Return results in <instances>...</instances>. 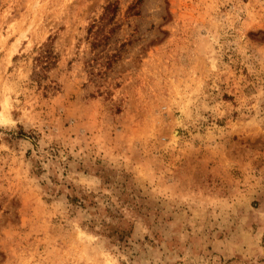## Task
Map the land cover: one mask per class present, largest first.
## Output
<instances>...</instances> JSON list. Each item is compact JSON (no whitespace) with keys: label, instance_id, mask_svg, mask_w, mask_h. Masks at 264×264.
I'll use <instances>...</instances> for the list:
<instances>
[{"label":"rangeland","instance_id":"rangeland-1","mask_svg":"<svg viewBox=\"0 0 264 264\" xmlns=\"http://www.w3.org/2000/svg\"><path fill=\"white\" fill-rule=\"evenodd\" d=\"M0 264H264V0H0Z\"/></svg>","mask_w":264,"mask_h":264},{"label":"trees","instance_id":"trees-1","mask_svg":"<svg viewBox=\"0 0 264 264\" xmlns=\"http://www.w3.org/2000/svg\"><path fill=\"white\" fill-rule=\"evenodd\" d=\"M44 52V57L46 58V59H48V57L50 56V53L47 51V50H44L43 51Z\"/></svg>","mask_w":264,"mask_h":264}]
</instances>
